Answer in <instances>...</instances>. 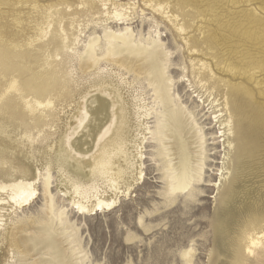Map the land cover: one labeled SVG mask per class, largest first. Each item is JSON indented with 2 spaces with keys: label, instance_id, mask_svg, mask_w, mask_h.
<instances>
[{
  "label": "rangeland",
  "instance_id": "374dc122",
  "mask_svg": "<svg viewBox=\"0 0 264 264\" xmlns=\"http://www.w3.org/2000/svg\"><path fill=\"white\" fill-rule=\"evenodd\" d=\"M81 1L0 0V48L8 52L7 59L0 61V97L11 76L18 78L22 88L27 83L36 92L52 90L35 96L39 101L50 99L52 105L35 108L33 115L19 93L4 96L0 125L9 138L0 136V149L6 148L4 156L13 164H25L29 155L40 161L45 157L43 150L65 130L73 131L81 124L82 130L100 118L102 123L111 120L108 108L100 105L105 103L100 95L108 97L91 88L94 82L105 80L119 90L129 113L133 104L144 106L140 150L144 180L134 182L115 207L77 215L60 198L52 169L53 222L47 221L41 187L40 196L23 208L0 206L4 223L0 264H34L36 256L21 255L16 248L6 251L7 235L15 229L36 233L30 220L35 228L48 222L60 233L72 264H185L184 252L190 264H235L238 250L247 264H264L257 261L256 251L248 258L244 247L245 232L251 226L264 232V0H84V5ZM112 11L123 12L127 20H117ZM172 15L184 26L183 32L175 31ZM125 28L136 42H161L173 101L184 108L196 123L198 137L203 138L197 152L201 171L185 192L169 193L171 157L162 155V108L147 82L105 61L98 70H79V54L91 37H98L103 46L106 29L122 33ZM40 29L47 32L45 38L42 35L44 39L28 45L27 40ZM200 63L208 70H198ZM81 99L83 111L76 120ZM93 100H98L95 108ZM84 115L88 116L86 124L80 120ZM39 118L42 125L35 126ZM227 121L229 134L223 125ZM242 134L243 152L239 153ZM77 138L72 144L78 146ZM8 166H0V177Z\"/></svg>",
  "mask_w": 264,
  "mask_h": 264
},
{
  "label": "bare ground",
  "instance_id": "6f19581e",
  "mask_svg": "<svg viewBox=\"0 0 264 264\" xmlns=\"http://www.w3.org/2000/svg\"><path fill=\"white\" fill-rule=\"evenodd\" d=\"M83 1H81L80 4L84 5ZM65 4L66 3H64V5ZM105 13L106 12H104V14ZM124 16L123 12H114V17L119 21L127 20V18H123ZM52 17H54V15ZM171 17L174 19L173 27L175 31L177 30L179 33L183 32L184 26L177 23V17L173 15ZM56 20H58V18ZM169 21H171V19H169ZM49 24L50 23H47V26H49ZM58 26H60V24ZM34 28H36V26ZM37 28H39V26ZM46 34L47 32H44L43 29L36 31L33 38L27 40L28 45H32L36 40H39L40 37L43 38L42 35H44L45 38ZM61 34H63L62 31ZM64 37V40L67 41L68 37ZM0 39L3 44V38ZM103 39V46L100 45L98 37H91L88 40L83 52L79 54V70L84 73L93 71L94 69L98 70L99 63L105 61L117 70H123L131 74L134 78H141L147 82L155 100L158 101V104L162 108L164 139L161 141L163 145H165L162 149V155L165 157L164 159L171 157L169 159L171 165L170 170L172 172H170V180H168V182L170 181L168 186L169 193L173 195L177 192H185L192 183H194V180L198 178L199 172L201 171V164H199L200 161L198 159L200 155L197 152L200 151L203 138L198 137L199 132L194 129L196 123L191 121L190 116L185 113L184 108L179 104H175L173 101L170 93V79L166 75L165 61L167 57L164 54L161 42L158 39L151 40V42H147L146 44L136 42L133 33L128 28H125L122 33L108 32L106 29ZM2 44L0 43V45ZM186 46L187 48L190 47V45L188 47V44ZM63 47L68 48L69 46L64 45ZM2 50L4 49L0 48V61L7 59L6 57L8 54V52L5 53V50ZM198 67V70L200 68L208 70V67L204 63H200ZM211 71L212 70H210L209 73ZM10 73L9 76H11ZM121 79L123 82L126 81L123 78ZM26 84H24L23 88L20 87L18 78L16 79V77L14 78L11 76L3 96L0 97V102L6 94L14 92L19 93V98L30 114L33 113L35 108L51 107L52 102L50 99L39 101L37 97H35L42 93L48 94V92H52L51 89L49 91H47V89L46 92H39L41 90L37 89L39 91L36 92L35 89L32 90L29 87L30 85L28 86ZM122 84L123 83H121V85ZM43 85H41V88ZM111 85L112 83L109 84L105 80H98L91 86L95 93H105V96L108 97L105 98L100 95L103 101H105V103L102 102L100 105L108 108L111 120L102 123V121H100L102 118H100L94 121L95 124H89L88 116L84 115L80 118L81 123L86 124L88 122V124L84 125L82 130V124L79 126L77 125V128L73 131H71V129L65 130L52 146H47L46 149L43 150L42 153L45 155L43 160L37 161L29 155L25 158V164H13L11 160L8 161L4 156L6 148L0 149V166L9 165L8 171H4L1 175L2 177H0V206L12 204L15 208H23L40 196L37 190L41 187L45 210L48 216L47 221L53 222V198L51 195L52 187L50 182L52 169H54L57 174L56 188L60 198L67 201L68 206H70L72 210H75V214L77 215L92 214L94 212L96 214L99 210L102 211L103 209L115 207L120 196L127 195L132 188V184L137 180L143 179L140 167L144 158L140 150L144 137L143 129H141L143 122L142 118L145 116L144 106L133 104L131 105V113H129L125 101L122 100V97L119 95V90ZM48 87L49 85L47 88ZM45 88L46 87H44V89ZM23 91L26 94H24ZM31 94L33 96L29 98ZM82 102L81 99L75 109L74 117L76 120L79 119V114L83 111ZM91 102L95 108L96 106L94 105L98 100H93ZM130 116L131 119L128 118ZM41 123L42 121L40 118L33 122L35 126ZM225 123L226 124L223 125L228 127L226 132L229 134L230 121ZM26 128V126H23V129ZM0 136L9 138L3 125H0ZM74 136L78 137V146L72 144L73 139H75ZM23 137H27V135L24 133ZM227 144L230 145L229 143ZM243 144L244 134L241 135L239 140V153L243 152ZM133 151L135 154H133ZM120 159L122 163L119 161ZM170 170L168 169V171ZM1 217H3V215ZM22 224H24V221L21 225ZM19 225L20 224H18V226ZM3 226V220L0 218V232ZM29 226L36 231L35 234L26 233L27 230H25V228L15 229L17 231L15 232L14 230V234H11L9 231L10 234L7 235L8 238L6 237L7 253H11L12 249L16 248L21 255L28 257L36 256L34 264H72L68 259L69 254L67 250L63 247V241L58 238L60 233L56 232L53 226L46 222L39 228H35L32 220L29 221ZM255 227L257 226L254 225L251 226V228L248 226V229H250L245 232L246 238L244 241H246V243L244 247L247 257L256 251L257 257H259L257 261L259 262L264 261V243L262 242L264 239V232L261 228L256 229ZM7 232L8 231H6V233ZM42 252L43 255H39ZM187 255L188 253L184 252L183 257L185 259V264H190ZM235 264H247V258L243 256L239 250L235 258Z\"/></svg>",
  "mask_w": 264,
  "mask_h": 264
}]
</instances>
